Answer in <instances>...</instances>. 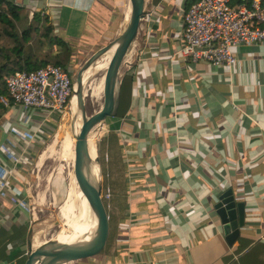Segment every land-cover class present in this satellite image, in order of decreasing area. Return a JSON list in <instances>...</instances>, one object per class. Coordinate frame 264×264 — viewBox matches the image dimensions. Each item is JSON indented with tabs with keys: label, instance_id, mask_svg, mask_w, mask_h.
<instances>
[{
	"label": "crops",
	"instance_id": "crops-1",
	"mask_svg": "<svg viewBox=\"0 0 264 264\" xmlns=\"http://www.w3.org/2000/svg\"><path fill=\"white\" fill-rule=\"evenodd\" d=\"M12 1L50 14L71 67L124 27L125 0ZM186 3L146 0L120 115L101 125L117 244L100 264H264V43L235 47L231 68L176 55ZM43 118L13 105L0 119V264L27 259L29 175L55 126ZM228 191L245 204L231 240L215 208Z\"/></svg>",
	"mask_w": 264,
	"mask_h": 264
},
{
	"label": "built area",
	"instance_id": "built-area-1",
	"mask_svg": "<svg viewBox=\"0 0 264 264\" xmlns=\"http://www.w3.org/2000/svg\"><path fill=\"white\" fill-rule=\"evenodd\" d=\"M232 2L198 0L185 7L181 44L175 54L194 62L204 60L231 68L237 61L235 47L264 43V27L259 24L264 20V0H251L250 4ZM53 5V0H45L46 7ZM71 69L47 64L31 72L16 71L6 80L8 95L0 99L8 108L28 107L42 114L44 123L53 119L57 125L72 100ZM5 189V184L0 185V194ZM9 217L0 208V228Z\"/></svg>",
	"mask_w": 264,
	"mask_h": 264
},
{
	"label": "water",
	"instance_id": "water-1",
	"mask_svg": "<svg viewBox=\"0 0 264 264\" xmlns=\"http://www.w3.org/2000/svg\"><path fill=\"white\" fill-rule=\"evenodd\" d=\"M125 2V22L119 37L120 45L105 73L102 105L100 107L92 106L91 112H88L82 85L79 91L76 92L83 121L80 132L76 137L74 156L69 162L71 167L69 187L73 176H75L78 186L88 197V201L96 215L100 241L96 247L94 244L90 245L89 243L81 244L76 248L72 245L50 246L45 243L40 248L33 249V243L29 240V252L25 264H35L36 261L39 264H100L112 255L116 248L117 233L110 221L109 211L103 200L102 186L101 184L99 188L86 186L85 168L90 157V135L93 141L105 119L117 116L122 78L127 67L131 65L141 23L147 13L146 0H125ZM113 41L92 55L79 72L77 82L82 84L81 74L84 69L97 57L104 54ZM114 93L115 97L113 98ZM215 208L221 219L223 231L227 235V239L231 240L239 234L240 227L244 225L245 204L237 202L233 193L228 191L219 197Z\"/></svg>",
	"mask_w": 264,
	"mask_h": 264
},
{
	"label": "rangeland",
	"instance_id": "rangeland-1",
	"mask_svg": "<svg viewBox=\"0 0 264 264\" xmlns=\"http://www.w3.org/2000/svg\"><path fill=\"white\" fill-rule=\"evenodd\" d=\"M117 31L119 32V29H117L115 32ZM117 34L115 36H117ZM92 38L94 40L95 36H93ZM107 42L108 41H106L102 46L95 47L93 50L87 49L86 51H79V53L75 57L71 69V76L74 80V86L76 84L78 74L82 70L84 65L88 62V60L94 53L99 51L104 46L108 45L111 41L108 43ZM85 103L88 112H91L92 106L97 107L95 101L88 97L86 98ZM71 115L72 112L70 111L69 106L66 113L63 114L62 117L57 121V127H54L52 133H50V135L45 138L44 143L40 145V147H38L37 153L34 157L28 184V209L31 219L29 226L31 228V233L27 236V238L33 243V249H38L43 244L51 241L54 235L59 233L64 228V225H62L64 223V220L61 216V208L66 200L69 191L68 187L71 171V167L69 165L71 159L65 155V150L70 147V145L68 143H60L57 148V153L53 154L54 156L52 155L47 157V159L45 158V160L41 159V155L46 150V148L54 142L55 134L57 133V131L63 125L68 126L70 124ZM102 135L103 131L101 130L100 132L99 130L94 137L93 142L95 144L98 155V164L101 169L103 200L106 207L108 208L111 207V198L109 197L110 193L108 192V190L110 191V189L108 183L106 182V177L104 176L106 174V166L105 164H103V155L100 151L99 143ZM113 224L115 223L113 222ZM27 255L28 253H26V256Z\"/></svg>",
	"mask_w": 264,
	"mask_h": 264
},
{
	"label": "bare ground",
	"instance_id": "bare-ground-1",
	"mask_svg": "<svg viewBox=\"0 0 264 264\" xmlns=\"http://www.w3.org/2000/svg\"><path fill=\"white\" fill-rule=\"evenodd\" d=\"M120 35L121 33L117 35L115 38L116 40L111 43L110 47L104 54L97 57L86 69H84V72L81 74L82 84L76 81L74 95L70 103V111L72 112L70 124L68 126L63 125L57 131L54 142L42 153L41 159L45 160V158L47 159V157L56 154L57 148L62 142L70 145V147L65 150V155L70 159L73 158V146L76 142V137L80 132L83 121L76 92L79 91V88L82 85L85 102L88 97L95 101L97 107L102 105L105 73L111 59L119 48ZM112 97H115V93ZM89 146L90 157L85 168L86 186L99 188L102 179L101 169L98 164V155L95 144L91 139V135ZM61 216L64 220V223L62 224L64 225V228L62 226L63 229L54 235L52 240L46 244L50 246L72 245L75 248L84 243H89L90 245L94 244L95 247L98 245L100 241V233L97 230L96 215L88 201V197L78 186L75 176H73L66 200L61 208ZM35 264H39V262L36 261Z\"/></svg>",
	"mask_w": 264,
	"mask_h": 264
},
{
	"label": "trees",
	"instance_id": "trees-1",
	"mask_svg": "<svg viewBox=\"0 0 264 264\" xmlns=\"http://www.w3.org/2000/svg\"><path fill=\"white\" fill-rule=\"evenodd\" d=\"M198 0H187L186 7ZM251 0H233L250 4ZM260 26L264 27V20ZM71 48L56 32V25L44 9L32 11L12 0H0V97L7 96L6 80L16 71L31 72L47 64L68 67ZM124 82L121 85L120 115ZM8 107L0 99V119ZM55 124V128H56ZM27 258V257H26Z\"/></svg>",
	"mask_w": 264,
	"mask_h": 264
}]
</instances>
